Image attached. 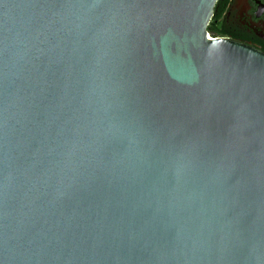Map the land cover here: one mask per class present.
Returning <instances> with one entry per match:
<instances>
[{"label": "water", "instance_id": "obj_1", "mask_svg": "<svg viewBox=\"0 0 264 264\" xmlns=\"http://www.w3.org/2000/svg\"><path fill=\"white\" fill-rule=\"evenodd\" d=\"M219 0H0V264H264V52Z\"/></svg>", "mask_w": 264, "mask_h": 264}, {"label": "flooded vegetation", "instance_id": "obj_2", "mask_svg": "<svg viewBox=\"0 0 264 264\" xmlns=\"http://www.w3.org/2000/svg\"><path fill=\"white\" fill-rule=\"evenodd\" d=\"M219 10L226 37L264 52V0H221Z\"/></svg>", "mask_w": 264, "mask_h": 264}, {"label": "trees", "instance_id": "obj_3", "mask_svg": "<svg viewBox=\"0 0 264 264\" xmlns=\"http://www.w3.org/2000/svg\"><path fill=\"white\" fill-rule=\"evenodd\" d=\"M220 4H221V0H219L217 2L213 18H212V20L208 26V33L213 38H215V37H226L227 36V33L225 31H223L222 28L219 27V24H218V19L220 16V10H219Z\"/></svg>", "mask_w": 264, "mask_h": 264}, {"label": "built area", "instance_id": "obj_4", "mask_svg": "<svg viewBox=\"0 0 264 264\" xmlns=\"http://www.w3.org/2000/svg\"><path fill=\"white\" fill-rule=\"evenodd\" d=\"M208 35H209V37H211L209 33H208ZM212 38H213V37H212Z\"/></svg>", "mask_w": 264, "mask_h": 264}]
</instances>
